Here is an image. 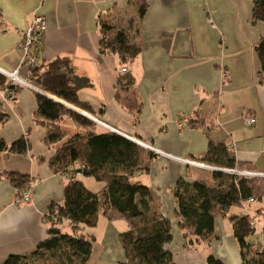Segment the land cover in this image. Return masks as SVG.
<instances>
[{
    "label": "crops",
    "instance_id": "1",
    "mask_svg": "<svg viewBox=\"0 0 264 264\" xmlns=\"http://www.w3.org/2000/svg\"><path fill=\"white\" fill-rule=\"evenodd\" d=\"M146 2L147 11L138 22L141 50L127 65L140 103L137 114L115 100L114 86L122 66L117 57L98 52L103 19L121 28L136 19L137 7L129 0H0V74L17 70L21 79L29 80L30 70L19 42L33 19L43 18L46 31L37 66L68 58L76 74L90 84L79 97L92 113L74 108L97 122L93 121L92 129H84L63 119L60 126L67 137L113 132L165 154H157L149 171L135 172L130 181L150 188L159 214L169 221L172 240L165 249L173 264H208L209 255L221 264H242L228 218L215 219L208 243L184 248L174 213V188L178 180H202L216 186L213 172L182 161L207 164L203 157L209 143L224 144L236 163L251 168L243 171L264 173V84L255 52L264 24L252 22L251 0ZM36 94L45 95L34 85L22 86L13 100L5 101V90H0V110L8 115L0 138L7 144L21 137L29 142L25 156L0 152V172H15L37 181L31 201L18 205L15 187L0 176V264L11 255L31 254L47 238L48 206L62 203L63 188L74 179L72 172L57 175L49 169L48 162L61 143L53 148L43 144L46 130L34 121ZM183 118L187 123L179 128ZM249 119L254 122L248 124ZM78 179L93 193L103 187L85 181L89 178ZM231 213L247 215L254 223L253 239L260 241L264 203L253 201L231 209ZM118 221H123V228L116 227ZM63 228L70 231L67 221ZM130 229L131 222L125 218H98L95 228L84 230L94 237L87 264L124 262L120 235Z\"/></svg>",
    "mask_w": 264,
    "mask_h": 264
},
{
    "label": "trees",
    "instance_id": "2",
    "mask_svg": "<svg viewBox=\"0 0 264 264\" xmlns=\"http://www.w3.org/2000/svg\"><path fill=\"white\" fill-rule=\"evenodd\" d=\"M251 1L252 22L264 24V0ZM129 3L137 7L136 19H130L126 28L103 19L98 44L100 55L117 57L122 65L120 68L126 70L140 53L138 22L147 11L146 0H129ZM41 43L42 40L35 43L30 50L35 63H25L30 70L29 80L25 81L47 94L35 95L34 121L46 130L43 139L46 147L53 148L61 143L48 162L50 171L57 175L72 172L74 179L64 186L62 203L52 202L48 206L47 238L31 254L11 255L2 264H87L94 237L86 235L84 230L97 226L100 213L107 220L119 217L131 222V229L120 235L125 252V261L120 264H173L171 253L165 249L172 240L169 221L159 214L150 188L130 181L135 172L147 173L157 154L113 132L96 134L91 131L67 137L60 126L63 119L84 129H92L95 124L50 96L92 113L90 106L79 97L80 91L90 84L88 79L76 74L68 58H58L38 67L37 53ZM255 52L264 84V29ZM20 88L0 74V90L17 93ZM114 88L117 103L130 113H139L135 80L128 70L118 75ZM7 121L8 115L0 110V129ZM28 151L29 142L25 137L11 144L0 138L1 153L25 156ZM203 161L218 170L251 169L236 163L224 144L209 143ZM76 164L78 167L73 169ZM0 176L9 179L15 190L30 181L28 176L15 172L2 171ZM79 177L93 178L103 187L99 192H90ZM211 178L216 186L202 180L192 183L178 180L175 185L174 213L183 232L184 248L208 243L215 219L228 218L242 264H264V250L254 251L259 240L253 239L255 231L250 226L251 220L247 215L231 213V209L240 208L246 200L264 202V179L230 176L221 171H214ZM65 221L70 231L63 228ZM206 259L208 264H221L211 255Z\"/></svg>",
    "mask_w": 264,
    "mask_h": 264
},
{
    "label": "built area",
    "instance_id": "3",
    "mask_svg": "<svg viewBox=\"0 0 264 264\" xmlns=\"http://www.w3.org/2000/svg\"><path fill=\"white\" fill-rule=\"evenodd\" d=\"M209 23H211V21H209ZM45 31H46V24H45V21L43 20V18L35 17L31 23V25L29 26V28L22 34L20 42H19V49L23 52L24 62L27 63L28 65H32L35 63L34 57H32L30 54V50L35 43H37L43 39V35H44ZM126 72H127L126 68H120L119 69V74H121V75L125 74ZM2 73L12 83H14L20 87H22V86L31 87L32 86V84L30 82L24 81L23 79L20 78L17 70H14L11 72H2ZM15 96H16V93L11 92V91H9V92L5 91L4 100L5 101L6 100H13ZM247 122H248V124H252L254 122V120L249 119V120H247ZM186 123H187V120L185 118H183L180 120L178 127L180 128ZM108 129H110V128H108ZM137 143L139 145H141L143 148H146V149L154 152L155 154L165 155L162 152H159V151L151 148L148 145H145V144L138 142V141H137ZM182 161H184L188 165H191V166H194V167H197L200 169H208L212 172L218 170L216 167H213L209 164H205L202 162H196V161H190V160H182ZM226 172H231V173L232 172L233 173L238 172V174H241L244 177H264V173H252V172H246V171H238L237 169L229 170ZM36 183H37L36 180H30L23 187L16 189L15 195H14L15 203L18 205L29 203L31 201L32 189ZM252 202H253V200H246V201L242 202V205L245 206V205H248ZM250 226H251V228L254 227V223L252 221L250 222ZM263 250H264V231L262 232L260 241H259L258 245L256 246V248L254 249V251L259 252V251H263Z\"/></svg>",
    "mask_w": 264,
    "mask_h": 264
},
{
    "label": "rangeland",
    "instance_id": "4",
    "mask_svg": "<svg viewBox=\"0 0 264 264\" xmlns=\"http://www.w3.org/2000/svg\"><path fill=\"white\" fill-rule=\"evenodd\" d=\"M94 122H97L96 120H93ZM136 144H138L137 142H135ZM139 145V144H138ZM139 146H141V145H139ZM142 147V146H141ZM143 148V147H142ZM144 149H146V148H144ZM148 150V149H147ZM222 170H224V171H229L228 169H225V168H221ZM237 169V168H236ZM202 171H207V172H212V171H210V170H208V169H201ZM233 170H235V169H233ZM238 171H243V170H239V169H237ZM200 174H206V173H201L200 172ZM225 174H227V175H230V176H237V177H244V176H242L241 174H238V172H236V173H231V172H225ZM206 175H208V174H206ZM247 178H262V179H264V177H247ZM85 181H89V182H93V183H95L96 184V181L93 179V178H89L88 180H85ZM261 203H264V202H261ZM21 205V204H20ZM103 218V215H102V213H100V215H99V219H102ZM118 222H121L120 224H118V223H116L117 224V228L118 229H120L121 227H122V225H123V221H118ZM122 224V225H121ZM101 228H103L104 229V227H101ZM123 228V227H122ZM87 234L88 235H91V232H89V231H87ZM86 234V235H87ZM73 262H76V260H74ZM34 264H39V263H34ZM68 264V263H67ZM71 264V263H70ZM73 264V263H72Z\"/></svg>",
    "mask_w": 264,
    "mask_h": 264
},
{
    "label": "water",
    "instance_id": "5",
    "mask_svg": "<svg viewBox=\"0 0 264 264\" xmlns=\"http://www.w3.org/2000/svg\"><path fill=\"white\" fill-rule=\"evenodd\" d=\"M45 95H47V94H45ZM50 98L53 99V100H55V101H57V102H59V103H61V104L64 105V106L68 107L69 109H71V110H73V111H75V112H77V113H79V114L85 116L86 118L91 119L87 114L78 111V110L75 109L74 107H72V106H70V105H67V104L63 103L62 101L57 100V99L54 98V97H51V96H50ZM126 139H127V138H126ZM130 141L134 142V140H131V139H130ZM216 171L226 172V171H224V170H216ZM232 173H233V172H232ZM234 173H236V172H234Z\"/></svg>",
    "mask_w": 264,
    "mask_h": 264
}]
</instances>
